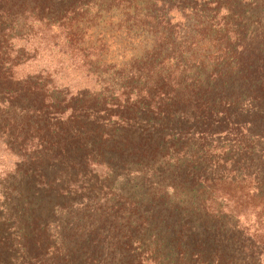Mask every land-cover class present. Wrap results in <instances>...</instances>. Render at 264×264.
Segmentation results:
<instances>
[{
	"label": "trees",
	"instance_id": "1",
	"mask_svg": "<svg viewBox=\"0 0 264 264\" xmlns=\"http://www.w3.org/2000/svg\"><path fill=\"white\" fill-rule=\"evenodd\" d=\"M229 201L264 209V0H0V264H264Z\"/></svg>",
	"mask_w": 264,
	"mask_h": 264
},
{
	"label": "rangeland",
	"instance_id": "2",
	"mask_svg": "<svg viewBox=\"0 0 264 264\" xmlns=\"http://www.w3.org/2000/svg\"><path fill=\"white\" fill-rule=\"evenodd\" d=\"M112 53H115L114 49ZM51 61L52 56L50 54H44L29 64V68L33 69L36 66L43 65L53 66L54 64L49 63ZM55 77H57L56 81L58 83L69 84L71 87L92 85V81H89L83 75L82 70L68 65H63L60 68H56ZM1 164L6 165L8 162L1 161ZM234 206L235 205H232V203L229 201L226 204L225 210H230L237 219L238 226L245 229L248 233H253L255 236L260 238L264 245V209H260L259 206L254 208L248 205V207L245 209L237 210Z\"/></svg>",
	"mask_w": 264,
	"mask_h": 264
}]
</instances>
